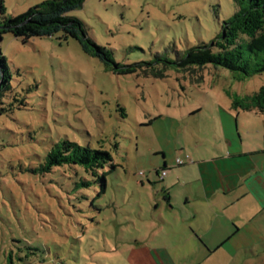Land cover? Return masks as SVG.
Segmentation results:
<instances>
[{
  "label": "rangeland",
  "instance_id": "374dc122",
  "mask_svg": "<svg viewBox=\"0 0 264 264\" xmlns=\"http://www.w3.org/2000/svg\"><path fill=\"white\" fill-rule=\"evenodd\" d=\"M42 1L0 0V23ZM237 10L234 0H86L70 15L131 63L175 60L211 43ZM0 54L11 77L0 111V264H241L223 253L207 258L191 232L185 186L168 185V176L183 167L177 157L209 147L223 110L258 92L264 72L209 63L163 78L118 73L62 32L25 41L5 31ZM63 139L107 149L113 161L97 177L79 164L41 172Z\"/></svg>",
  "mask_w": 264,
  "mask_h": 264
},
{
  "label": "crops",
  "instance_id": "0c3cea01",
  "mask_svg": "<svg viewBox=\"0 0 264 264\" xmlns=\"http://www.w3.org/2000/svg\"><path fill=\"white\" fill-rule=\"evenodd\" d=\"M222 115L219 136L182 157L168 185L185 186L191 232L207 258L223 253L241 264H264V114L232 101Z\"/></svg>",
  "mask_w": 264,
  "mask_h": 264
},
{
  "label": "trees",
  "instance_id": "16d2710c",
  "mask_svg": "<svg viewBox=\"0 0 264 264\" xmlns=\"http://www.w3.org/2000/svg\"><path fill=\"white\" fill-rule=\"evenodd\" d=\"M85 1L44 0L30 7L28 11L6 17L0 23V33L11 31L16 37L27 41L31 37L51 36L62 32L66 39H77L85 53L98 57L107 68L124 74L142 73L163 78L167 76L166 72L170 68L185 71L209 63L241 72L244 76L264 72V0H234L238 10L223 22L221 33L211 43L203 42L191 46L175 60L157 54L152 60L131 63L117 61L108 46L98 44L90 36L85 24L70 15L71 11L80 8ZM214 47H217L218 51H214ZM246 50L250 52L249 55H246ZM252 63L255 66H252ZM10 78L7 59L0 54V111L4 109L3 92L11 89ZM233 105L245 110L256 109L264 114V86L245 100L233 99ZM112 161V153L107 149L92 148L63 139L48 151L40 171L45 173L51 171L54 166L79 164L97 177L99 170ZM163 170L168 169L165 166ZM106 174L104 171L100 176L104 188ZM166 198L169 199L168 196Z\"/></svg>",
  "mask_w": 264,
  "mask_h": 264
},
{
  "label": "built area",
  "instance_id": "2783aa9c",
  "mask_svg": "<svg viewBox=\"0 0 264 264\" xmlns=\"http://www.w3.org/2000/svg\"><path fill=\"white\" fill-rule=\"evenodd\" d=\"M176 163L178 164V165H182V164H184L185 163V161L182 159V158H176ZM159 172V177H160V179H164L165 178V176L167 175V170H162V171H158Z\"/></svg>",
  "mask_w": 264,
  "mask_h": 264
}]
</instances>
